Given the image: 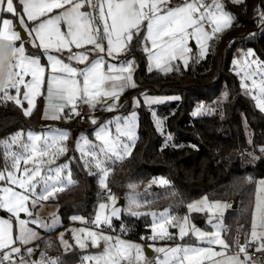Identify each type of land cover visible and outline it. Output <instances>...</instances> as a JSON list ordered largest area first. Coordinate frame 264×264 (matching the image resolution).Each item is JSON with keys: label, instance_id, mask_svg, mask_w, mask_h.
I'll use <instances>...</instances> for the list:
<instances>
[{"label": "trees", "instance_id": "16d2710c", "mask_svg": "<svg viewBox=\"0 0 264 264\" xmlns=\"http://www.w3.org/2000/svg\"><path fill=\"white\" fill-rule=\"evenodd\" d=\"M14 2L21 12L18 0ZM224 2L232 14V24L212 38L204 58L192 56L186 66L177 61L171 72L150 70L142 48L146 30L134 36L127 52L120 56L136 63L135 86L125 90L119 111L138 112L139 135L129 158L108 164V188L114 193L115 189L164 176L169 181L164 190L168 196L165 205L172 213H186L188 204L202 196L225 201L229 205L223 216L225 239L232 252L242 239L247 242L257 181L264 177V114L243 93L242 80L232 66L249 49L264 64V19L262 23L257 19L258 13L264 15V0ZM251 33L262 36L250 38ZM27 52L42 55L29 44ZM145 95H175L178 99L148 107ZM24 106L0 99V168L9 163L4 146L7 139L18 132L43 130L42 99L30 115H24ZM198 106L205 111L196 115ZM153 112L164 122L163 133L153 121ZM71 165L75 183L52 198L59 207L62 229H68L77 216L91 217L102 193L98 174L89 172L78 156ZM235 199L238 205L233 209ZM150 225L146 216L123 215L113 222L111 232L144 240L151 233ZM31 245H36L32 252L39 258L47 252V260H59L60 264L81 261L82 251H63L55 232H43ZM21 251H25L23 247Z\"/></svg>", "mask_w": 264, "mask_h": 264}, {"label": "snow or ice", "instance_id": "6c2138e0", "mask_svg": "<svg viewBox=\"0 0 264 264\" xmlns=\"http://www.w3.org/2000/svg\"><path fill=\"white\" fill-rule=\"evenodd\" d=\"M66 5L68 7H65ZM19 6L22 9L21 12L17 11L14 0H0V13L6 12L18 17L20 26L24 27L30 35L34 34V47L41 48L46 52L50 49H54L56 52L67 49L69 53H72L71 45L81 48L84 44H88L93 45L94 49H98L101 53L106 52L108 56H112L113 53H119L125 44H130L134 36H138L142 30H146L147 39L151 40L152 47H159L160 49L152 57L155 59L157 66H159L161 59L164 57L176 59L178 55L191 51L187 47V39L189 37L194 36L197 43L200 42L201 38L209 40L213 35L222 31L223 28L229 27L232 24L231 15L224 11L223 5L218 3L217 0H213L211 4L205 3L204 0H192V2L184 3L183 6L175 7L171 6V0H95V3L92 0H19ZM85 7H90L92 11H82L81 9ZM54 9H64V11L54 17L42 19ZM25 17L27 21L35 22V27L29 29L25 22ZM62 23L67 25L66 33L61 31ZM206 23L211 25V32L205 30ZM142 25L144 29H142ZM12 27L13 21L9 19L2 20V28H0V91L4 93V97L7 100H14L17 105L22 106L21 99L17 97L20 95V86L23 85L24 89H26L23 93V99L29 105V108L24 111V115L27 116L32 112L31 106L33 105V100L31 97L37 94L38 90L45 83V67L41 66L39 57L26 55L23 44L19 47L15 45V41L21 40V35L19 32L12 30ZM190 29L191 31H189ZM165 37L167 40L164 39ZM105 40L107 42L106 46L101 42ZM158 40L162 41L159 45L157 43ZM9 57L13 58L15 62L9 59ZM47 59L51 64V71L53 73V75L47 78L49 97L55 93L72 104L73 110H75L77 99L83 100L85 104H91L99 96H116L115 88L111 92L103 90L106 81L125 80L131 82L132 80L131 75L125 77L122 75L112 76L106 74L103 70V57L92 61L84 69L72 67L69 63H65L62 59L50 54ZM67 59L83 63L88 59V54L86 52L70 54ZM131 67V63L128 62L126 67L122 66L120 69H115V71L130 73ZM16 69H19V71ZM113 70V67L109 66L108 73H111ZM56 73H62L63 75H56ZM26 76H31L30 82H25L24 78ZM78 78H82V80ZM9 83L15 89L17 93L16 97L8 94L7 84ZM253 83L255 84V81ZM261 83V92L264 93V81ZM132 86H135L134 83ZM120 90L123 89L121 88ZM260 107L264 110V103H261ZM108 110L111 111L112 108L109 107ZM52 118L56 119L58 117L54 116ZM132 119H135V114H133ZM93 123H95V120H93ZM117 133L134 139L131 126L128 127L127 131L117 127ZM20 135L22 134L18 133L16 137H13L12 142H15ZM96 135L103 142L100 151L105 156L111 153L112 156L123 159L124 155H130V146L127 144L121 145L118 142V138L116 141H110L109 133L105 129L97 132ZM41 139L40 136H34L32 133H29L28 140L32 141L31 145H22L28 155L13 154V164L11 167L18 169L21 160L27 163L30 159L33 160L36 166L32 169L25 168L22 178L14 176L11 171L8 172L7 177H5L4 173L0 172V180L8 179L12 183L18 184L21 189H24L29 194L36 195V183H39V181H36V178L40 177L41 168L35 159V154L39 152L40 156L47 155V148L50 146L48 139L44 138V146L42 148L39 147L37 142ZM56 139V137H53L52 143H55ZM59 139H66V134L62 133ZM121 148L122 153L120 151ZM60 151L63 152L65 149L61 148ZM261 151H264V149H261ZM92 156L95 158L97 154L92 153ZM96 167H101V162L98 159ZM63 168L64 166L55 169L56 178L52 184H49L48 181L53 180V177H40L45 188L38 195V199L47 200L55 191H62L63 187L57 188L58 183H67L68 185L73 183L70 172L68 173L66 182L60 181L59 177ZM102 171L104 177H107V169H102ZM34 181L36 182L34 183ZM160 183L162 185L167 184V181L161 180ZM261 183H264V181ZM100 184L107 187L105 179H101ZM2 191L4 196L0 197V207L7 208L8 211L14 212L17 216L20 212L28 211L25 204L29 200V195L14 191L11 187H5ZM105 207L106 205L104 204L100 205L101 209ZM189 207L194 208L195 206L190 205ZM213 207L218 209L220 208V204L217 203ZM261 212H264V207L258 202L256 213ZM256 213H254V220ZM96 219L99 221L100 217L97 216ZM168 222L167 219L164 221V223ZM25 223V221H21L22 225ZM160 228L161 234L166 235L163 232V224L160 225ZM217 228L218 231L209 240V243L219 244L222 248L227 249L229 245L220 237V231L223 230V226L217 225ZM255 229L256 223L254 222L252 235L254 238H257ZM181 233L183 236V229H181ZM88 235L93 237V244H95L96 234L89 232ZM199 235L203 236L205 234L200 233ZM33 236H35L34 231L22 228L18 240L21 243H27ZM103 239L105 242H108L112 238L105 236ZM259 239L260 246L256 248V251L264 252V237H259ZM16 242L17 240L11 237V226L8 222L0 221V250L9 249L8 252L0 255V264H4L5 261H9V264H11L12 254H19L21 252L19 247L11 246ZM80 246L84 247L83 244ZM133 248L139 253L138 246L117 241L114 245L106 247L100 255L86 257L85 259L95 260V264H120L122 259L127 260L131 256L129 250ZM26 250L31 254V248ZM156 251L164 253L163 259L158 260L157 264H185V261L188 264H194L195 257L201 256L211 250L176 247L168 250L158 248ZM240 252L244 254V260H241L238 255L232 256L227 258L225 264H247L251 260L247 247L241 246ZM212 254L221 255V253ZM136 258L139 259V255ZM41 264H60V261H42ZM129 264H131L130 260ZM253 264H255L254 261Z\"/></svg>", "mask_w": 264, "mask_h": 264}, {"label": "rangeland", "instance_id": "374dc122", "mask_svg": "<svg viewBox=\"0 0 264 264\" xmlns=\"http://www.w3.org/2000/svg\"><path fill=\"white\" fill-rule=\"evenodd\" d=\"M233 1L239 3L243 0ZM217 2L223 5L224 11L229 13L232 18V14L225 8V2L223 0H217ZM229 27L223 28L222 31L213 35L212 38L217 37ZM205 30L211 32V29L207 28L206 26ZM212 38L209 40L201 38L199 43H197L196 39L194 41H190L189 49H191L193 53L190 51L189 55H184L183 57H180L179 60L172 59V62L170 60L165 61L164 67L160 69V71L171 72L173 70L174 63L177 61H180L184 66H186L192 56L204 58L208 52V47ZM48 55L49 54L45 55L46 58L48 57ZM252 55H254V51L249 49L245 53H243L240 59L235 60L234 64L237 66H240L242 63L247 64L248 68L252 72L260 73L259 76H262L261 78H264V71H260L261 65L259 63H249L248 58L252 57ZM9 59H11V57H9ZM185 61H187V63H185ZM252 75H254V73H251V76ZM133 83L134 80L132 77L130 85H132ZM10 87L11 84H7V88L9 90ZM242 89H244L243 83ZM1 92L2 91H0V93ZM177 99L178 97L175 95H145L143 97V101L148 107L167 101H174ZM252 100L254 101L256 107L264 114V110H262L260 107V104L264 103V100L255 98H253ZM96 102L94 104L95 107L92 108L100 110V115H88V122L90 125L88 128V124H84L82 125L84 128L75 126L72 127V129L67 128L65 130L63 129V126H61V124L57 123L58 121H60V119L52 120L53 115H51L49 119H46L49 121L43 119V130L18 132L22 135H20L15 142H12V138L16 137L18 133L7 139L4 143V146L6 149V157L9 159V163L5 164L3 168H0V172L4 173L5 177H7L8 172L11 171L14 176L22 178L25 168L32 169L34 166H36L33 163V160L30 159L27 163L21 160L18 169L11 167L13 164V154L24 156L28 155V153H26L23 149L22 145H31L32 141L28 140V134L32 133L34 136H40L42 138L37 142L39 147L42 148L44 146V138L48 139V144L50 145L47 148V155L40 156L39 152L35 154V159L39 163V166L41 168L40 177H53V180L48 181L49 184H52L55 182L56 178L55 169L64 166L63 171L60 173V181L66 182L68 179V173L70 172L71 180L73 181V183L71 185H68L67 183H58L57 188L63 187L64 190L72 186L75 181L72 177L71 164L78 156L89 172L98 174L99 190L100 192L105 191L108 188L109 180L108 164L114 160L120 161L129 158L133 152L139 135V114L136 110L131 111L128 114H122L119 110L124 102L123 99L119 100L116 98L114 100L105 101L102 106H99ZM109 107L112 108L111 111L108 110ZM204 111L205 109L203 106H198L197 108H195L194 113L196 115H199ZM133 114H135L134 120L132 119ZM93 120H95V123H93ZM153 121L158 131L163 133L164 122L154 112ZM129 126H131L132 128L134 139H130L127 135H119L117 133V127H120L122 130L127 131ZM245 127L248 131V126L246 124ZM86 129H92L91 133H89V131ZM102 129H105L109 133L110 141H116L118 138V142L121 145H129L130 155H124L123 159H118L116 156H112L111 153H109L108 156H105V154L100 151L103 142L99 140L96 135L97 132H100ZM62 133L66 134V139L60 140L59 137ZM53 137L57 138L55 143H52ZM85 141H87V143H85ZM61 148H64L65 151L61 152ZM120 151L122 153V148L120 149ZM92 153H96L97 156L94 158L92 156ZM97 159L101 162L100 168L96 167ZM102 169H107V177H104ZM40 177L36 178V181H39V183H36V195L29 194L24 189H21L18 184L12 183L8 179H4V183L0 184V197L4 196L2 189L7 185L18 189L26 195H29V200L25 204V207L28 209L27 212H20L17 216L14 212H10L7 209L4 211H0V221L8 222V224L11 226V237L17 240V242L11 246L19 247L20 249L21 247H23L25 252L27 253L28 251L26 249L36 248V245H33L32 247L31 243L33 244L34 242H36L42 232H55L56 238L63 251L68 252L70 250H73L74 248H77L78 251H82L81 261L77 264H95V260H89L85 258L96 257L100 255L103 252V247H101V245L106 246V244H108V242L104 241L103 237L107 236L112 238L113 236L109 231L102 228V226H113V222L120 219L123 215H131L138 218H141L142 216L148 217L151 222V238L152 240L157 242L165 243L166 241L171 239L172 235H174L178 236L181 239H204L209 243V240L218 231L217 225H222L223 230L220 231V237L225 241V243H227L223 235V216L227 211V204L225 203V201H211L206 196H202L188 204L186 213H172L170 207L168 205H165V202H167L168 200V196L164 190L165 187L169 185V181L164 176H159L140 184H132L128 187L115 189L113 195L109 199H98L94 214L91 217H75L74 222L71 224V226H69L68 229L61 228L62 220L58 214L59 207L52 201V198H54L58 192H61V190L55 191L51 196H49L47 200H40L37 198L45 188V185ZM101 179H105L107 187H104L100 184ZM161 180L167 181V184L162 185L160 183ZM36 181H34V183ZM262 181H264V177L258 179L256 185L252 224L249 235L247 237V242L242 244L240 241V243L235 246L234 250L229 253V256L223 259H219L215 264H225L228 257L237 255L241 260H244V254L240 252L241 246L247 247L248 255L251 257V260H249L247 264H253V261L255 262V264H264V252L256 251V248L260 246L259 237H264V212L256 213V206L258 202L262 207H264V183H261ZM217 203L220 204V208L218 209L213 207V205ZM101 204L106 205V207L104 209H101ZM158 205L160 206L158 207ZM190 205H194L195 207L190 208ZM254 213H256L255 220ZM2 214H4V216H1ZM97 216L100 217L99 221H97L96 219ZM166 219L169 221L168 223H164ZM21 221H25L26 223L22 225ZM254 222L256 223L255 231L257 233V238H254L252 235ZM161 224H163V232L166 233V235L161 234ZM22 228H27L35 232V236L31 237L29 242L27 243H21L18 240L21 235ZM181 229H183L184 232L183 236L181 233ZM89 232L96 234L95 244H93V237L88 235ZM200 233H204L205 235L201 236L199 235ZM153 237H155V239H153ZM81 244H83L84 247H81ZM215 245L217 246L219 244ZM7 250L9 251V249ZM21 253L22 252H20V258L24 259L23 264H41L42 261H45L43 258H38L37 261H34L31 254H28V260L25 255ZM13 254L16 255V253ZM46 261H51V259Z\"/></svg>", "mask_w": 264, "mask_h": 264}, {"label": "crops", "instance_id": "0c3cea01", "mask_svg": "<svg viewBox=\"0 0 264 264\" xmlns=\"http://www.w3.org/2000/svg\"><path fill=\"white\" fill-rule=\"evenodd\" d=\"M176 1L177 0H171V6H173V7L183 6V4H180V5L175 4ZM18 2H19V0H18ZM92 2L95 3V0H92ZM189 2H192V1H189ZM14 5H15V2H14ZM65 7H68V6L66 5ZM81 10L86 11V12L92 11V9L90 7H85ZM21 11H22V9H21ZM63 11H64V9H54L51 13H48L42 19H48V18L54 17ZM9 15H10V13H6V12L1 13L0 28H2V20L3 19H9V20L13 21L12 30L19 32L18 17H16L17 18V20H16V19L10 17ZM25 22H26L27 27L29 29L35 27V22L27 21L26 17H25ZM143 27L144 26L142 25V28ZM23 29L25 30L24 27H23ZM25 31L27 33L28 39L26 41H22V40L15 41L14 42L15 45L17 47H19L21 44H23V46L25 48L26 55L33 56V57H39L41 66L45 67V74H44L45 75V83L38 90L37 94H35L34 96L31 97L33 100V105L31 106L32 112H33L34 108L36 107V104H37V101L39 100V98L42 99V122H43V119H45V120L49 119V117L51 115H53L52 117L55 116V117H58L56 119H60V121H58L57 123L61 124V126H63V129H65V130L67 128L72 129V127H75V126L76 127L80 126V127L84 128L81 124L74 121L73 119H70L69 117H67L65 115V113H64L65 107L70 103H68L65 99L60 98L55 93H53V95L51 97H49L48 90H47V78L49 76L53 75V73L51 71V64L45 56L46 54L56 56L57 58L62 59L65 63H69L72 67H75L77 69H84L92 61H94L100 57H103V64H104L103 70L106 74H110L112 76H121L122 75L125 77L132 75L133 80H134V71L136 69L135 61L132 59H130V60L120 59V56L124 55L127 52L128 44H125L119 53H113L112 56H108L106 52L101 53L98 49H94L93 45H88V44H84L81 48H76L75 45H71L72 53H69L67 51V49L62 50L61 52H56L54 49H50L46 52L45 50L39 48L42 51V55L41 56L40 55L34 56V55H30L27 52V45L29 44L30 46H33V35L34 34L30 35L27 30H25ZM61 31L65 32V33L67 32V25L66 24H64V23L61 24ZM189 31H191V29ZM164 39L167 40L166 37ZM195 39L196 38L194 36L189 37L187 39V47L188 48H190V46H189L190 41H194ZM101 42L106 46V44H107L106 40L101 41ZM36 43H38V41H36ZM157 43L159 45L162 43V41L158 40ZM142 48L147 55V64H148V68L150 70H160L164 67L165 61L170 60L172 62V59H170L168 57H164L161 59L159 66H157L155 59L152 57L160 49H159V47H157V48L152 47L151 40L147 39V32L146 31H145V36H144L143 43H142ZM146 49H148V50H146ZM73 52H76L75 54L86 52L88 54V59L85 60L83 63H79L76 60L69 61L67 59V57L70 54H73ZM191 52L193 53V51H191ZM189 54H190V51H186L182 55H178L176 59L179 60L180 57H183L184 55H189ZM11 60L13 62H15L13 58H11ZM173 60H175V59H173ZM128 62H131V65H132L130 73L129 72L120 73L118 71H115V69H120L122 66H127ZM132 62H134V63H132ZM109 66H112L114 69L111 73H108ZM16 70L19 71V69H16ZM56 75H63V74L62 73H56ZM24 79H25V82H30L31 76H26ZM78 79L82 80V78H78ZM131 86L132 85H130V82L125 81V80H114V81L108 80V81H106L103 90L111 92L115 88L116 96H112V95L99 96L91 104H85L84 103L86 106V110H87V118H88V115H93V116L96 115V114H94V110H97V109L92 108V107H95L94 104L96 101H97L96 103L99 106L100 105L102 106L103 103H105V101L114 100L117 97H118L117 99H119V100H122V99L124 100V96H123L124 92L127 88H129ZM121 88L123 90H120ZM25 91H26V89H24L23 85H21L20 86V95L17 97V98L21 99L22 103H25L24 111L27 108H29L27 101L23 99V93ZM9 95L16 97L17 93H16L15 89L10 87ZM3 97H4L3 92H1L0 93V99ZM77 100H81V99H77ZM98 105H96V106H98ZM98 115H100V114H98ZM52 120H53V118H52ZM46 121H49V120H46ZM85 124H88L87 128L90 126L88 120ZM86 130H90V129H86ZM1 183H4V180H0V184ZM6 187H11V186L7 185ZM11 188L14 191L21 192L14 187H11ZM228 207H229V205L227 204V209H228ZM6 209L7 208H2L0 211H2V210L4 211ZM1 216H4V215H1ZM201 224H203V223H201ZM110 233L113 235L112 239L110 241H108V244H106V246L101 245V247H103L102 251H104V249L107 247V245H108V247H110L111 245H114L117 241H123L126 244H132V245H136L139 247V253H137L135 248L130 249L129 251L131 252V256H129V258L127 260L122 259L120 261V264H129V260L131 261V264H157V261L160 259H163V257H164V253L156 251V249H158V248H163V249L168 250V249H172V248H176V247H181V248H200V249H210L211 250V251L206 252L205 254H203L201 256L195 257L194 264H215L219 259H223V258L229 256V253L231 252L229 250L230 249L229 247L227 249H224V248H222L221 245L216 246L215 244L208 243L204 239L199 240L198 238L197 239H194V238L193 239H190V238L189 239L188 238L181 239L178 236L172 235L171 239L164 243V242H157V241L152 240L151 233L148 236V238H146L144 240L130 238L126 235H120L117 233L116 234L112 233V232H110ZM225 234H226V226L224 224V231H223L224 237H225ZM3 250H7V248L3 249ZM212 253H221V255H213ZM137 255H139V259L136 258ZM185 264H188V262L185 261Z\"/></svg>", "mask_w": 264, "mask_h": 264}, {"label": "built area", "instance_id": "2783aa9c", "mask_svg": "<svg viewBox=\"0 0 264 264\" xmlns=\"http://www.w3.org/2000/svg\"><path fill=\"white\" fill-rule=\"evenodd\" d=\"M189 1H192V0H177L175 2V4L180 5V4L187 3ZM223 1H225V0H223ZM204 2L207 4H211L213 2V0H204ZM201 11H203V9H201ZM197 15H199V13H197ZM257 19L260 23H262L263 19H264V15L262 13H258ZM205 26L207 28L211 29V25H208L206 23ZM261 36H262L261 34H256V33L249 34L250 38H261ZM75 53L76 52H73V54H75ZM248 61L251 64L259 63L261 65L260 71L261 72L264 71V64L260 61L259 57L256 54H254V55H252V57L248 58ZM232 70L242 80V83L244 85V89H242V90H243V93L247 97H249L250 99L255 98V99H259V100H264V93L261 92V87H262L261 82L264 81V78H261L262 76L261 77L259 76L260 73L252 72L248 68L247 64H244V63H242L240 66L233 65ZM251 73H254V75L251 76ZM253 81H255V84L253 83ZM9 92H10V90L8 89V94H9ZM3 95H4V93H3ZM64 113L67 117H69L70 119H73L74 121L78 122L81 125H84L88 120L86 106L82 100H77L75 102V110H73L72 104H68L65 107ZM94 114H96V115L100 114V110H95ZM112 194H113L112 189L107 188L105 191H103L100 194V198L101 199H109ZM1 209H2V207H0V210ZM102 228L106 229L109 232H111L113 230V226L103 225ZM119 232H121V230H119ZM6 252H8V250H0V255H3ZM21 252L29 260V255H28L29 253H27L25 251H21ZM35 254L33 252H31L33 260L37 261L34 259ZM48 257H49V254L47 252H45L43 254L42 258L46 261L48 259ZM23 261H24V259L20 258V253L16 254V255L12 254L11 264H23ZM4 264H9V261H5ZM29 264H32V263H29Z\"/></svg>", "mask_w": 264, "mask_h": 264}, {"label": "water", "instance_id": "95a60500", "mask_svg": "<svg viewBox=\"0 0 264 264\" xmlns=\"http://www.w3.org/2000/svg\"><path fill=\"white\" fill-rule=\"evenodd\" d=\"M18 29H19V33H20V35H21V40H22V41H26V40L28 39L27 33H26V31L23 29V27L20 26L19 23H18ZM237 205H238V199H235L234 202L232 203V206H231V207H232L233 209H235V208H237ZM2 215H4V214H2ZM241 243L243 244V239L241 240ZM37 258H38V253H36V254L34 255V259L37 260Z\"/></svg>", "mask_w": 264, "mask_h": 264}]
</instances>
